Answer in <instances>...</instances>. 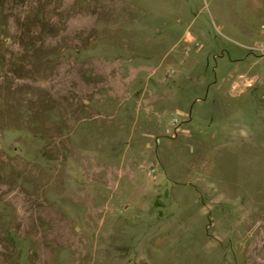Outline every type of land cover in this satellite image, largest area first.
Masks as SVG:
<instances>
[{
	"label": "rangeland",
	"instance_id": "1",
	"mask_svg": "<svg viewBox=\"0 0 264 264\" xmlns=\"http://www.w3.org/2000/svg\"><path fill=\"white\" fill-rule=\"evenodd\" d=\"M0 264H264V0H0Z\"/></svg>",
	"mask_w": 264,
	"mask_h": 264
}]
</instances>
